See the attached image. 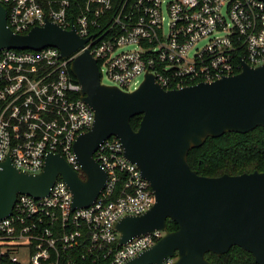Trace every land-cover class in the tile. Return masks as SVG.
<instances>
[{
  "label": "built area",
  "instance_id": "1",
  "mask_svg": "<svg viewBox=\"0 0 264 264\" xmlns=\"http://www.w3.org/2000/svg\"><path fill=\"white\" fill-rule=\"evenodd\" d=\"M0 3L15 33L25 34L48 19L88 39L70 58L54 47L0 50V163L10 158L27 173H40L47 154H54L84 180L73 144L91 129L94 113L69 72L84 50L96 59L108 85L129 92L146 74L173 90L237 75L241 61L251 68L264 64V0H85L78 15L68 0ZM93 154L107 174L93 204L72 210L71 192L61 178L44 198L18 195L11 214L0 220V259L124 264L161 239L160 230L118 244L115 223L144 214L155 203L154 194L124 158L117 137L110 136ZM175 261L168 257L162 264Z\"/></svg>",
  "mask_w": 264,
  "mask_h": 264
},
{
  "label": "water",
  "instance_id": "2",
  "mask_svg": "<svg viewBox=\"0 0 264 264\" xmlns=\"http://www.w3.org/2000/svg\"><path fill=\"white\" fill-rule=\"evenodd\" d=\"M6 17L0 3V50L54 47L59 56L70 58L88 41L74 27L67 31L48 19L18 34ZM241 68L234 76L173 90L146 74L129 92L103 85L96 59L87 50L77 54L69 72L94 113L91 129L73 144L84 180L61 155L47 154L40 173L19 171L7 158L0 163V220L11 214L18 195L44 198L57 178L71 192L72 210L91 206L107 179L93 153L114 136L124 158L151 186L155 201L144 214L115 223L118 244L164 232L157 243L124 264H162L174 256L175 264H209L206 254L224 255L232 246L249 252L255 264H264V172L207 178L187 164L190 150L208 137L264 129V64L251 68L241 61ZM134 116H141L136 131L130 124ZM167 220L178 225L176 231L167 230Z\"/></svg>",
  "mask_w": 264,
  "mask_h": 264
},
{
  "label": "trees",
  "instance_id": "3",
  "mask_svg": "<svg viewBox=\"0 0 264 264\" xmlns=\"http://www.w3.org/2000/svg\"><path fill=\"white\" fill-rule=\"evenodd\" d=\"M74 15L80 14L85 0H68ZM73 21V17H70ZM141 116L130 118V124L136 131ZM221 137H208L197 148H192L187 156L189 168L203 177H220L225 174L239 176L243 173L264 172V129H256L244 134L231 132L223 133ZM119 186V184H117ZM178 228L173 221L167 220V230L174 232ZM224 254L214 253L205 255L209 264H255L253 256L241 248L232 246ZM0 264L11 263L9 259H0Z\"/></svg>",
  "mask_w": 264,
  "mask_h": 264
},
{
  "label": "rangeland",
  "instance_id": "4",
  "mask_svg": "<svg viewBox=\"0 0 264 264\" xmlns=\"http://www.w3.org/2000/svg\"><path fill=\"white\" fill-rule=\"evenodd\" d=\"M200 45H201V44H200ZM130 48H132V46H131ZM101 83H102L103 85H107V86H108V84H110L109 79L106 78L104 74H103V78H101ZM20 260H21L22 263L26 262L25 260H24V261H23L22 259H20Z\"/></svg>",
  "mask_w": 264,
  "mask_h": 264
}]
</instances>
